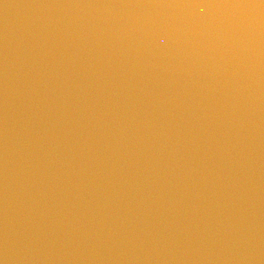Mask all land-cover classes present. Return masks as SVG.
<instances>
[{
  "label": "water",
  "instance_id": "95a60500",
  "mask_svg": "<svg viewBox=\"0 0 264 264\" xmlns=\"http://www.w3.org/2000/svg\"><path fill=\"white\" fill-rule=\"evenodd\" d=\"M0 264H264V0H0Z\"/></svg>",
  "mask_w": 264,
  "mask_h": 264
}]
</instances>
